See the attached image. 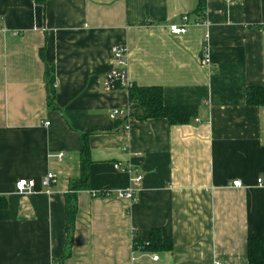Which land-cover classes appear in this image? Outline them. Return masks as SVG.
I'll return each mask as SVG.
<instances>
[{
  "label": "crops",
  "instance_id": "0c3cea01",
  "mask_svg": "<svg viewBox=\"0 0 264 264\" xmlns=\"http://www.w3.org/2000/svg\"><path fill=\"white\" fill-rule=\"evenodd\" d=\"M203 5L200 18L202 0H0V264H249V240H264V106L246 103L247 88L264 86V0ZM183 15L192 26L172 35ZM113 46L127 49L132 83L161 87L168 106L195 107L187 124L138 120L126 91L102 90ZM112 109L127 112L128 131ZM84 133L88 187L64 259ZM19 179H33L35 193H15ZM129 188L136 201L116 198ZM154 230L170 249L134 248Z\"/></svg>",
  "mask_w": 264,
  "mask_h": 264
},
{
  "label": "trees",
  "instance_id": "16d2710c",
  "mask_svg": "<svg viewBox=\"0 0 264 264\" xmlns=\"http://www.w3.org/2000/svg\"><path fill=\"white\" fill-rule=\"evenodd\" d=\"M46 0H34L37 5L42 8L45 6ZM198 11V17H203L204 5ZM189 17V16H188ZM204 21V18L202 19ZM201 20V21H202ZM40 56L43 59V49L40 51ZM45 79L47 85V106L48 108L55 107V93L53 65L45 63ZM128 102L130 109H135L138 114L135 116L138 120L148 119H165L170 125L187 124L195 114V107L192 106H168L163 101V91L159 86H138L133 83L128 89ZM246 103L249 106H264V86L249 87L246 90ZM118 121V120H117ZM120 121V120H119ZM84 146L81 153V174L78 179L70 181L69 190L65 198V231H66V246L63 258L69 256L70 248L73 241L74 221L77 212V193L81 190H86L88 187V165L90 162L88 148L86 146V134H83ZM101 196V194H95ZM148 245L144 241L134 242L135 249H156L163 247L171 248L169 240L162 239L157 230L151 232L147 239ZM145 246V247H144ZM248 263L249 264H264V240L250 239L248 242Z\"/></svg>",
  "mask_w": 264,
  "mask_h": 264
},
{
  "label": "built area",
  "instance_id": "2783aa9c",
  "mask_svg": "<svg viewBox=\"0 0 264 264\" xmlns=\"http://www.w3.org/2000/svg\"><path fill=\"white\" fill-rule=\"evenodd\" d=\"M207 1V0H205ZM181 24L178 25H170L168 27L169 32L172 35H181L186 32L187 28L192 26L189 22V17L187 15H183L181 17ZM197 22L195 23V25ZM205 42V40H204ZM111 59L114 64V66L107 71V73L104 75L101 81V88L105 92H112L116 90H124L128 91L129 88L132 87L133 83L130 81L127 73V49L121 46H113L111 48ZM201 63L202 65L208 66L210 64V59L208 56V49L207 45L205 44L202 57H201ZM56 86V83L54 81L53 87ZM109 118L112 121L121 120L124 122V131H128L129 125L128 122V114L126 111L122 109H112L109 112ZM58 160L62 159L64 157V153H59L56 155ZM114 168L118 169L120 171H126V172H135L131 168H122L119 163L114 164ZM143 180V175L141 173H136L135 176L132 177L131 181L133 184L139 185L141 181ZM55 183V176L53 173H48L46 176L41 180L40 184L41 186L47 191L51 189L52 185ZM256 185L260 188L264 189V175H261L257 177L256 179ZM232 187L240 188L242 187V183L239 180H234L231 182ZM14 191L15 193L19 195H31L35 193V181L33 179H19L16 181L14 185ZM96 193L93 194V196ZM138 195V190H135L133 188H129L124 191H119L116 195L117 199H127L131 201H136ZM101 196H108L106 193H102ZM139 249V248H138ZM140 250V249H139ZM153 261L158 260V256L155 255L154 257H151ZM219 264V263H217Z\"/></svg>",
  "mask_w": 264,
  "mask_h": 264
}]
</instances>
